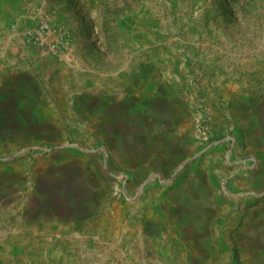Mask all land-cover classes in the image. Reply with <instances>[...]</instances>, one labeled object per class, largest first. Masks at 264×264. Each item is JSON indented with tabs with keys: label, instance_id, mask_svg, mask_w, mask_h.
I'll list each match as a JSON object with an SVG mask.
<instances>
[{
	"label": "rangeland",
	"instance_id": "374dc122",
	"mask_svg": "<svg viewBox=\"0 0 264 264\" xmlns=\"http://www.w3.org/2000/svg\"><path fill=\"white\" fill-rule=\"evenodd\" d=\"M8 55L92 112L0 159V264H264V0H0Z\"/></svg>",
	"mask_w": 264,
	"mask_h": 264
},
{
	"label": "crops",
	"instance_id": "0c3cea01",
	"mask_svg": "<svg viewBox=\"0 0 264 264\" xmlns=\"http://www.w3.org/2000/svg\"><path fill=\"white\" fill-rule=\"evenodd\" d=\"M14 61L15 58L8 55L0 65V159H17L23 146L52 142L54 129L68 121L70 109L84 120L92 112L89 103L76 100L68 102L62 95L54 102L52 91L38 89V81L32 71L18 67ZM71 103H74L73 106ZM247 140L256 149L259 160L254 171L255 177L262 179L264 127L249 132ZM175 156L170 155L169 160ZM207 166L209 168L206 161L203 174L209 175Z\"/></svg>",
	"mask_w": 264,
	"mask_h": 264
},
{
	"label": "built area",
	"instance_id": "2783aa9c",
	"mask_svg": "<svg viewBox=\"0 0 264 264\" xmlns=\"http://www.w3.org/2000/svg\"><path fill=\"white\" fill-rule=\"evenodd\" d=\"M49 32V23L45 20H42L35 28L26 31V41L30 45L45 52L58 54L59 46L55 41H51L48 39L47 35Z\"/></svg>",
	"mask_w": 264,
	"mask_h": 264
}]
</instances>
